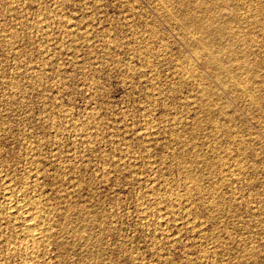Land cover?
Returning a JSON list of instances; mask_svg holds the SVG:
<instances>
[{
    "label": "rangeland",
    "instance_id": "374dc122",
    "mask_svg": "<svg viewBox=\"0 0 264 264\" xmlns=\"http://www.w3.org/2000/svg\"><path fill=\"white\" fill-rule=\"evenodd\" d=\"M214 10L238 17L212 47L237 54L222 78L195 44ZM12 198L0 264H264V0H0Z\"/></svg>",
    "mask_w": 264,
    "mask_h": 264
},
{
    "label": "bare ground",
    "instance_id": "6f19581e",
    "mask_svg": "<svg viewBox=\"0 0 264 264\" xmlns=\"http://www.w3.org/2000/svg\"><path fill=\"white\" fill-rule=\"evenodd\" d=\"M167 7H165V9H166ZM169 9H170V7H169ZM167 10V9H166ZM172 14H173V12L172 11H170ZM174 12H175V10H174ZM214 15H216L217 16V19L216 20H214V21H206V22H203V23H198V24H194V27L195 28H197V29H199L202 33H206L207 31L208 32H210V34H204V35H201V36H196L195 35V44H196V46L197 47H199L200 48V50L201 51H198L197 50V52L198 53H200V55H202L203 56V58H204V60H205V62L208 64V67H209V65H213V67H214V72L216 73V75H217V77L218 78H222L223 76H224V74H228V72H230L231 74L234 72V64L238 61L237 60V54H235L234 53V50L232 49V47H230L229 49H226L227 50V53H228V59L231 61V65H229V66H227V67H224V66H222V63H221V61H220V59H218V56H217V54H216V50L215 49H213L212 47H218V48H221L222 47V43H219V41L221 42V41H223V39L225 38V37H229V32H228V30H230V29H227L228 27H229V25L232 23V22H236L237 21V19H238V17H236V15H234V16H232V17H229V18H227V19H225V20H223V21H221V20H219V17L221 16V11H219V10H214ZM177 16V15H176ZM171 17V16H170ZM176 18V17H175ZM240 19V18H239ZM179 23L182 25V26H186V21L184 20V19H181V20H179ZM206 31V32H205ZM232 33H233V31H232ZM191 34V33H190ZM194 36V35H193ZM232 37V36H231ZM233 37H234V34H233ZM232 37V38H233ZM237 37V36H236ZM230 38V37H229ZM192 39V38H191ZM235 39V38H234ZM235 41V40H234ZM236 41H237V39H236ZM212 43H216L215 44V46L214 45H212ZM234 44V43H233ZM201 59V58H200ZM236 61V62H235ZM258 62H260L259 60H257ZM234 62V63H233ZM204 63V62H203ZM233 63V64H232ZM239 66H241V65H239ZM248 66H251V64H248V65H244V67L245 68H247ZM211 68V67H210ZM233 75V74H232ZM229 76V75H228ZM230 77V76H229ZM245 84V83H244ZM239 85V84H238ZM246 85V84H245ZM248 85V84H247ZM242 86V85H241ZM201 87V86H200ZM205 90H207L206 88H205ZM208 91V90H207ZM246 91V90H245ZM250 91V90H249ZM252 91V90H251ZM242 92H243V90H242ZM202 94L204 95V93H203V91H202ZM206 94V93H205ZM252 94V93H251ZM205 96V95H204ZM250 96V95H249ZM258 96V95H257ZM257 96H256V98H254L253 100L255 101V103L256 102H259L258 100V98H257ZM255 97V96H254ZM260 97V96H259ZM199 98V97H198ZM205 98V97H204ZM250 98H253V97H250ZM250 98H249V100H250ZM205 100V99H204ZM252 100V99H251ZM250 100V101H251ZM197 101V100H196ZM206 101V100H205ZM199 102V101H198ZM252 104H254L253 102H251ZM259 103H261V102H259ZM208 105H210L209 103H208ZM256 105H257V103H256ZM202 106V105H201ZM212 106V105H211ZM206 109V108H205ZM217 109V108H216ZM217 131V130H216ZM218 132V131H217ZM216 133V132H215ZM214 133V134H215ZM228 133H229V131H228ZM227 133V134H228ZM233 135V137H235V135L236 134H231V136ZM88 136V135H87ZM237 145V144H236ZM241 145H239V147H240ZM244 147V146H243ZM246 148V147H245ZM250 148H252V147H250ZM246 150V149H245ZM244 150V151H245ZM254 150V149H253ZM249 152L250 153H252V150L251 149H249ZM253 153H255V152H253ZM41 158V157H40ZM238 168V167H237ZM238 170H239V168H238ZM39 172V171H38ZM37 173V172H36ZM30 174V173H29ZM42 174V173H41ZM188 176V175H187ZM35 177V176H34ZM4 181V180H3ZM25 182V181H24ZM27 182V181H26ZM29 182V181H28ZM11 183V182H10ZM5 184V183H4ZM12 184V183H11ZM22 184H23V182H22ZM36 184V183H35ZM7 185H8V181H7ZM7 185L5 186V187H7ZM12 186V185H11ZM11 186H9V187H11ZM21 186V185H20ZM23 186H25V184L23 185ZM38 187V186H37ZM15 188V187H14ZM7 189V188H6ZM13 189V188H12ZM16 189H18L17 187H16ZM22 189V188H21ZM27 189H28V187H27ZM39 189V188H38ZM25 190V189H24ZM24 190H23V193H24ZM7 191V190H6ZM14 191H15V189H14ZM18 191V190H17ZM29 191V190H28ZM35 191V190H34ZM160 189H159V192L158 193H160ZM4 192V191H3ZM8 192H9V189H8ZM156 192V191H155ZM162 192V191H161ZM5 193V192H4ZM11 194H12V192H10ZM9 193V195H11ZM22 193V192H21ZM17 194H19L18 192H17ZM16 194V195H17ZM164 194H165V192H164ZM171 194V193H170ZM163 195V194H162ZM161 195V196H162ZM159 196V195H158ZM176 196H177V193H176ZM13 197V196H12ZM157 197V196H156ZM163 197L165 198V196L163 195ZM162 197V198H163ZM186 197V196H185ZM7 198V197H6ZM17 198H18V196H17ZM25 198V197H24ZM34 198V197H33ZM158 198V197H157ZM157 198H156V200H157ZM161 198V197H160ZM8 199V198H7ZM20 199V198H19ZM14 200V198H12V200H8V201H10L8 204H7V206L5 205V207L3 208V210H1V208H0V212H2L1 214H0V222H4V221H8L7 219H9V217H11L12 215H14L16 212H20L19 210H21V208L23 209L24 208V206H25V204H26V199H25V203L24 202H20L21 200ZM165 199H168L167 198V196H166V198ZM164 199V200H165ZM182 199V198H181ZM31 200V199H30ZM162 200V199H161ZM174 200V199H173ZM178 200H179V198H178ZM6 202H7V200H6ZM6 202H5V204H6ZM32 202V201H31ZM40 202V201H39ZM160 202V200L158 199L157 200V203H159ZM164 202V201H163ZM169 202V201H168ZM24 203V204H23ZM27 203H28V200H27ZM30 203V202H29ZM37 203V202H36ZM36 203H34V201H33V206H34V204L36 205ZM156 203V204H157ZM165 203V202H164ZM163 203V204H164ZM1 204V203H0ZM32 204V203H31ZM160 204H161V202H160ZM187 204V203H186ZM40 205V204H39ZM182 205H183V203H182ZM4 206V205H3ZM32 206V207H33ZM36 206H38V205H36ZM44 206V205H43ZM161 205H159V206H156L157 208L158 207H160ZM177 206V205H176ZM2 207V206H1ZM29 207H30V205H29ZM31 207V208H32ZM48 207V206H47ZM31 208H29V209H31ZM36 208V207H35ZM39 208V207H38ZM48 208H50V207H48ZM47 208V209H48ZM58 208V207H57ZM180 208V207H179ZM29 209H28V211H29ZM33 209V208H32ZM41 209V208H40ZM42 209H44V208H42ZM46 209V211H48ZM52 210H54L53 209V207L51 208ZM182 209V208H181ZM25 210H27V209H25ZM37 210V209H36ZM35 210V211H36ZM45 210V209H44ZM50 210V209H49ZM180 210V209H179ZM22 211V210H21ZM34 210H33V212H35ZM51 211V210H50ZM25 212V211H24ZM42 212H43V210H42ZM53 212V211H52ZM32 212H30V214H31ZM41 213V212H40ZM47 213V212H46ZM56 213V212H55ZM55 213H52L53 215L55 214ZM22 214H24L23 212L22 213H20V215H22ZM28 214H29V212H28ZM28 214H24V215H22V216H20V219H21V221H20V225H23V228L25 227V228H27V231L25 232H23V233H25V236L27 237V239L29 238L30 240H33V241H36V240H39V239H41L42 237H43V235L45 234V232L49 229V225L50 224H48V226H47V224L45 223V220L43 219V218H38V217H36V216H32V215H28ZM33 214V213H32ZM34 214H37L38 215V213H34ZM48 214V217H50L49 216V212L47 213ZM17 215H18V213H17ZM15 216H16V214H15ZM19 216V215H18ZM45 216V215H44ZM47 216V215H46ZM45 216V217H46ZM13 217V216H12ZM40 217V216H39ZM53 217V216H52ZM51 217V218H52ZM47 218V217H46ZM164 219H165V217H163ZM11 220H12V218H10ZM14 219V218H13ZM16 219V218H15ZM50 219V218H49ZM48 219V220H49ZM168 219H170V218H168ZM161 220V219H160ZM163 220V219H162ZM166 220V219H165ZM165 220H164V222H165ZM10 221V220H9ZM17 221H18V219H17ZM169 221V220H168ZM14 222V221H13ZM187 222V221H186ZM1 224V223H0ZM4 224V223H3ZM17 224V222L15 223V225ZM56 224V223H55ZM6 225H7V223H6ZM12 225V224H11ZM8 226H9V224H8ZM2 227V226H1ZM14 227H16V226H14ZM17 227H18V225H17ZM5 228H7V227H5ZM11 228V227H10ZM13 228V227H12ZM21 229H22V227H20ZM25 228L23 229V230H25ZM15 229V228H14ZM9 230V229H8ZM22 230V231H23ZM51 230V229H50ZM52 230H53V228H52ZM53 232V231H52ZM1 233V232H0ZM18 233V232H17ZM17 233H15V234H17ZM47 234V233H46ZM49 236L51 235V231H49V234H48ZM48 235H46L47 237H48ZM53 235V234H52ZM0 236H1V234H0ZM3 237H4V235H2ZM18 236V235H17ZM20 236V235H19ZM18 236V237H19ZM24 237V236H23ZM2 238V237H1ZM6 238V237H5ZM46 238V237H45ZM44 238V239H45ZM10 239V238H9ZM1 240V239H0ZM3 240V239H2ZM2 240H1V243H2ZM6 240H7V238H6ZM46 240V239H45ZM9 241V240H8ZM7 241V242H8ZM24 241V240H23ZM29 241V240H28ZM42 241L44 242V240L42 239ZM7 242H4V243H6V245L8 244ZM22 242V241H21ZM42 242V243H43ZM12 243V242H11ZM40 243V242H39ZM39 243L37 242V244L39 245ZM15 244V243H14ZM32 244H34L35 245V242H33ZM32 244H30V245H32ZM59 244V243H58ZM57 244V245H58ZM3 245V244H2ZM29 245V246H30ZM65 246V245H64ZM12 247V246H11ZM14 247V246H13ZM25 247V246H24ZM20 249H21V247H19ZM61 248V247H60ZM12 249V248H11ZM16 249H17V247H16ZM26 249V248H25ZM24 249V250H25ZM43 249V248H42ZM22 250V249H21ZM31 251H33V249H30ZM29 250V251H30ZM26 251V250H25ZM28 251V250H27ZM20 253V252H19ZM28 253V252H27ZM26 253V254H27ZM1 258V257H0ZM36 260V259H35ZM31 261V260H30ZM29 261V262H30ZM32 263V262H31Z\"/></svg>",
    "mask_w": 264,
    "mask_h": 264
}]
</instances>
